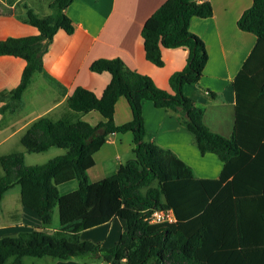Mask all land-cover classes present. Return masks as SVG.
Here are the masks:
<instances>
[{
  "label": "trees",
  "instance_id": "1",
  "mask_svg": "<svg viewBox=\"0 0 264 264\" xmlns=\"http://www.w3.org/2000/svg\"><path fill=\"white\" fill-rule=\"evenodd\" d=\"M71 1L49 0L51 11L46 14L34 9H43L42 4L17 2L25 8L21 19L37 33L0 39V54L25 60L18 82L0 90V114L23 108L22 91L38 70L67 95L71 109L97 111L102 119L93 124L83 118L66 123L42 117L22 136L24 150L0 155V199L5 190L20 184L24 204L42 222L0 237V264H22L25 255L67 259L87 254L121 264H264V0H253L237 19V26L254 33L256 41L232 81L234 123L229 136L211 131L203 121V109L183 90L199 81L208 58L189 21L193 16H210V0H164L142 25L144 55L155 65H163V48L187 51L183 67L168 78L170 90L128 68L122 58L111 57L89 65L94 72L110 73L99 95L81 85L69 91L44 65L57 30L71 34L75 29L65 12ZM120 97L126 98L132 116L116 123L115 103ZM145 101L179 113L200 153H212L221 161L216 177L198 176L172 149L147 139ZM126 131L133 136V156L114 173L89 181L87 170L95 163L94 153L111 134ZM51 146L64 152L25 165L26 152ZM73 179L77 187L60 193L58 186ZM54 208L59 225L48 231L45 225L51 222ZM160 208H172L174 220L151 222V212ZM113 216L126 223L113 245L81 238V231Z\"/></svg>",
  "mask_w": 264,
  "mask_h": 264
},
{
  "label": "crops",
  "instance_id": "2",
  "mask_svg": "<svg viewBox=\"0 0 264 264\" xmlns=\"http://www.w3.org/2000/svg\"><path fill=\"white\" fill-rule=\"evenodd\" d=\"M18 1L0 0V10L3 11L0 14V39L37 33L34 26L21 19L25 8L18 5ZM163 1L72 0L65 12L74 21L75 29L71 34L63 29L57 30L44 56L45 68L69 91L81 85L99 95L109 81L110 73L94 72L89 68L90 63L97 58L120 57L128 68L149 75L159 87L170 90L168 78L172 72L183 67L187 51L181 47L163 48V65L157 66L145 58L141 36L144 21ZM210 2V16H193L189 21V29L203 40L208 58L199 81L186 84L183 90L203 109L206 126L209 128V118L217 127L212 131L229 136L234 123L235 94L232 81L256 41L254 33L241 30L237 26V19L251 6L253 0ZM35 9L38 12L40 7ZM8 10L12 13H5ZM24 65L25 60L21 57L0 54V90L11 88L18 82ZM22 98L25 105L21 110L0 114V155L24 150L22 136L42 117L61 119L66 123L83 118L93 124L102 119L97 111L84 113L71 109L67 104V95L60 93L38 70L31 74L29 84L22 91ZM131 116L126 98L120 97L115 103V122H125ZM143 117L148 140L172 149L192 166L198 176L218 175L221 161L212 153H200L192 134L180 123L178 112L158 108L145 101ZM132 137V133L126 131L111 134L107 138L94 153L95 163L87 170L89 181L114 173L121 163L133 156ZM0 173H3L1 165ZM41 225L37 212L24 204L20 184H15L3 192L0 199V237L14 236L23 227ZM125 227L123 218L113 216L108 222L84 229L80 236L111 246ZM55 228L45 225L48 231ZM94 257L101 258L96 255ZM121 263L118 260L106 262ZM22 264L85 263L74 261L72 257L57 260L55 257L25 255Z\"/></svg>",
  "mask_w": 264,
  "mask_h": 264
},
{
  "label": "rangeland",
  "instance_id": "3",
  "mask_svg": "<svg viewBox=\"0 0 264 264\" xmlns=\"http://www.w3.org/2000/svg\"><path fill=\"white\" fill-rule=\"evenodd\" d=\"M48 1L49 0H40V2H39V0H23V3L27 4L28 6H32V7L34 4L35 5L36 4H42L43 9H41V10L39 9L38 12L40 14H46V13L51 11V9L48 7V4H47ZM34 9H35V7H34ZM184 88H185V86H184ZM207 122H208V125H209V128L211 131L216 130L217 127H215L212 124V122L209 118H208ZM219 132H222V131L219 129ZM63 152H64V149L57 147V146H51L50 148H48L47 150L42 151V152H26L24 163H25V165H33V164H37V163H43V162H46L48 159H50L56 155L62 154ZM72 187H74L73 189H75L77 187V180L73 179L69 182H65L64 184H60L58 186V189H59L60 193H63L64 191L69 190ZM73 189H71V190H73ZM58 225H59L58 211H57V208H54L53 214H52V219H51V222L48 224V227H50V228L56 227L57 228ZM47 257H51V256H46V258ZM72 259L74 261H78V262L85 263V264H106V262L103 261L101 258H99V259L96 257L93 258L92 254H87L85 256H73ZM57 260H61V259L57 258Z\"/></svg>",
  "mask_w": 264,
  "mask_h": 264
},
{
  "label": "built area",
  "instance_id": "4",
  "mask_svg": "<svg viewBox=\"0 0 264 264\" xmlns=\"http://www.w3.org/2000/svg\"><path fill=\"white\" fill-rule=\"evenodd\" d=\"M174 218L175 214L172 208L155 209L150 214L151 222L172 221Z\"/></svg>",
  "mask_w": 264,
  "mask_h": 264
}]
</instances>
